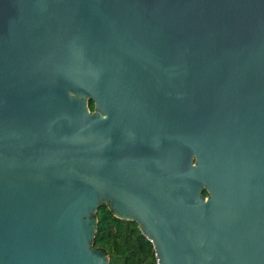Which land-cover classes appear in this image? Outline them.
Here are the masks:
<instances>
[{
  "label": "water",
  "instance_id": "obj_1",
  "mask_svg": "<svg viewBox=\"0 0 264 264\" xmlns=\"http://www.w3.org/2000/svg\"><path fill=\"white\" fill-rule=\"evenodd\" d=\"M102 202L264 264V0H0V264H109Z\"/></svg>",
  "mask_w": 264,
  "mask_h": 264
},
{
  "label": "trees",
  "instance_id": "obj_2",
  "mask_svg": "<svg viewBox=\"0 0 264 264\" xmlns=\"http://www.w3.org/2000/svg\"><path fill=\"white\" fill-rule=\"evenodd\" d=\"M89 108L94 110L92 100H89ZM203 193L207 195L205 190ZM93 216L97 225L92 245L104 249L109 264H157L153 243L141 232L136 221L117 218L105 202L98 206Z\"/></svg>",
  "mask_w": 264,
  "mask_h": 264
}]
</instances>
